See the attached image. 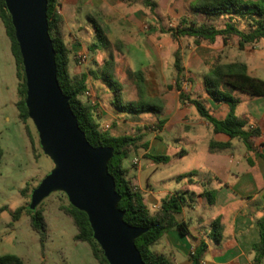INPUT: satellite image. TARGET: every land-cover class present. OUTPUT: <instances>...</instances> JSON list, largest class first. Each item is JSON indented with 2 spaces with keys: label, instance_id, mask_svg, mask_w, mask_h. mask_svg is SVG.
I'll return each mask as SVG.
<instances>
[{
  "label": "crops",
  "instance_id": "0c3cea01",
  "mask_svg": "<svg viewBox=\"0 0 264 264\" xmlns=\"http://www.w3.org/2000/svg\"><path fill=\"white\" fill-rule=\"evenodd\" d=\"M197 1L171 0L173 17L179 20L175 28L182 20L198 25L215 21L194 10ZM153 2L155 9L162 5L159 0ZM57 4L62 39L69 51L68 72L86 76L85 96L93 117L114 137L131 135L135 126L142 129L140 141L122 167L146 209L156 212L176 192L185 195L186 203L175 218L187 225V234L171 229L150 251L171 264H190V255L203 242L201 264H254L252 247L259 241L258 223L264 221V97L232 93L237 100L234 113L245 122L244 130L259 133L247 149L238 138L214 133L192 103L180 101L176 78L190 99H203L212 117L223 120L229 108L209 99L203 76L213 63L238 62L246 66L249 76L264 81V41L238 49L236 36L202 38L195 43L192 37L175 35L174 42L186 47L174 51L162 47L164 32L156 27L154 35L147 36L146 25L154 20L140 0H57ZM94 24L102 30L104 41H97ZM175 52L182 66L179 76L174 69ZM80 56L85 61L80 62ZM137 71L143 75L145 95L161 106L157 114L120 113L111 105L113 94L101 79L103 73L116 79L121 100L127 103L138 100L133 77ZM210 143H229V147L210 150ZM214 221L220 226L219 242L210 239Z\"/></svg>",
  "mask_w": 264,
  "mask_h": 264
},
{
  "label": "trees",
  "instance_id": "16d2710c",
  "mask_svg": "<svg viewBox=\"0 0 264 264\" xmlns=\"http://www.w3.org/2000/svg\"><path fill=\"white\" fill-rule=\"evenodd\" d=\"M141 4L151 12L156 7L152 0H141ZM57 7V0H47V29L55 52L58 85L62 93L68 98L70 109L76 117L78 127L84 133L87 142L92 147H110L113 149L112 157L107 163V171L114 180L115 191L120 196L118 208L123 212V221L129 226L146 229L134 241L143 263L171 264L163 256L154 255L150 251V246L171 229L176 230L180 235L187 234V225L178 222L175 218V215L180 212L182 206L186 203L185 195L183 192H176L165 199L160 209L156 212H149L146 209L142 196L133 188L127 178L126 171L122 167V161L127 157L129 151L136 147L140 141V136H111L107 130L100 127L93 117V108L82 102L81 97L87 90L86 76L83 74L71 76L68 72L69 51L62 39V19ZM194 10L206 18H225L226 21L222 28H215L212 25H198L194 22L182 20L177 28L169 31L173 35L192 37L195 39V43L202 38L221 36L225 40L236 36L238 38V49L264 41V0H198L194 5ZM0 22L10 43V52L15 65L18 98L14 107L17 111V118L22 124L24 133L30 143L31 151L34 153V138L29 128V118L24 104L26 89L21 57L14 37L10 16L3 0H0ZM241 26L243 29H241ZM94 29L97 41H104L105 38L100 27L94 24ZM107 64L110 65V63ZM174 69L179 76L182 72L179 52L174 53ZM133 77L138 89V100L124 103L121 100L118 82L113 80L106 72L101 76L103 83L113 94L111 101L113 108L117 112L131 115L159 113L161 111L159 102L145 95L142 73L137 71L133 74ZM203 86L209 99L228 106L229 111L223 120H216L212 117L203 99L199 97L190 99L181 89L179 78H176V88L179 91L180 101L192 103L199 115L209 123L214 133H223L231 139L238 138L247 149H251L252 139L257 137L259 133L256 129L244 130L245 122L237 118L234 113L237 100L232 96V93L240 92L251 97H264V81L249 76L246 66L242 63L219 64L216 62L209 66L208 72L203 76ZM158 128L159 126H157ZM228 147L229 143L209 144L210 150L226 149ZM39 150L41 151L40 148ZM1 155L0 149V158ZM150 158L155 161L165 160V157L158 156H151ZM26 192L27 187L20 191L22 196ZM2 209L0 208V212ZM26 209L29 213L30 227L39 236L41 249H43V244L47 238V226L42 210L38 209V206L34 210H30L28 207ZM59 210L71 219L76 229L74 241L86 243L97 264H107L101 249L93 239L87 216L72 207L68 202L61 204ZM21 212L22 208L16 209L11 217L12 222L18 220ZM212 228L210 239L214 242H219V223L214 221ZM258 232L259 241L252 247L254 264H260L264 257V221L258 223ZM205 249L206 245L203 242L200 243L190 255V264H199ZM0 264H22V261L15 255L7 254L0 256Z\"/></svg>",
  "mask_w": 264,
  "mask_h": 264
},
{
  "label": "water",
  "instance_id": "95a60500",
  "mask_svg": "<svg viewBox=\"0 0 264 264\" xmlns=\"http://www.w3.org/2000/svg\"><path fill=\"white\" fill-rule=\"evenodd\" d=\"M18 45L25 80L24 104L41 152L52 168L30 194L34 210L52 193L87 216L107 264H144L134 241L146 229L123 221L119 194L107 163L113 149L92 147L77 124L56 78L47 29V0H3Z\"/></svg>",
  "mask_w": 264,
  "mask_h": 264
},
{
  "label": "rangeland",
  "instance_id": "374dc122",
  "mask_svg": "<svg viewBox=\"0 0 264 264\" xmlns=\"http://www.w3.org/2000/svg\"><path fill=\"white\" fill-rule=\"evenodd\" d=\"M159 1L162 4L161 7L153 12L145 7L154 20L146 25L147 36H153L152 29L156 27L159 32H164L160 41L162 47L181 51L186 44L175 43V35L169 31L179 23V20L173 17L171 0ZM225 21L224 18H218L211 25L222 27ZM155 33L158 31L156 30ZM233 38L236 39V37ZM70 75L73 76L74 73L71 71ZM111 78L116 81L115 78ZM127 79L130 81V77ZM83 96L82 102L93 108L88 103L87 95L83 94ZM17 98L14 60L10 52V43L0 22V149L2 152L0 208H3L0 212V256L15 255L20 258L22 264H97L88 245L74 241L76 229L71 219L59 210L61 204L68 202L65 195L52 193L38 205L47 226V238L43 249H41L39 236L30 227L29 213L26 209L29 207L30 194L49 173L52 163L39 150L37 134L29 120L35 148L32 153L23 126L17 118L14 107ZM151 115L152 113L145 114V116ZM132 130L131 135L138 136L142 129L135 126ZM127 131L131 129L127 128ZM25 187L27 192L22 196L20 191ZM18 208H22V212L18 220L12 222L11 217Z\"/></svg>",
  "mask_w": 264,
  "mask_h": 264
},
{
  "label": "built area",
  "instance_id": "2783aa9c",
  "mask_svg": "<svg viewBox=\"0 0 264 264\" xmlns=\"http://www.w3.org/2000/svg\"><path fill=\"white\" fill-rule=\"evenodd\" d=\"M79 61H80V62L85 61V57H84V56H80V57H79ZM84 94L86 95V92H85ZM200 264H201V263H200Z\"/></svg>",
  "mask_w": 264,
  "mask_h": 264
}]
</instances>
